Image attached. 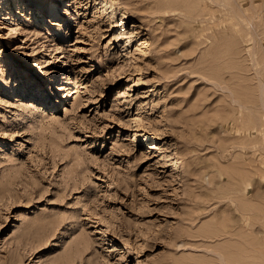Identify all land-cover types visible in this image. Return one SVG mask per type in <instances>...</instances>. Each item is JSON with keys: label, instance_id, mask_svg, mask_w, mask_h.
Returning a JSON list of instances; mask_svg holds the SVG:
<instances>
[{"label": "rangeland", "instance_id": "1", "mask_svg": "<svg viewBox=\"0 0 264 264\" xmlns=\"http://www.w3.org/2000/svg\"><path fill=\"white\" fill-rule=\"evenodd\" d=\"M2 1L0 264H264V0Z\"/></svg>", "mask_w": 264, "mask_h": 264}, {"label": "bare ground", "instance_id": "2", "mask_svg": "<svg viewBox=\"0 0 264 264\" xmlns=\"http://www.w3.org/2000/svg\"><path fill=\"white\" fill-rule=\"evenodd\" d=\"M53 2L52 1H48V4L46 5V10L49 12V13H55L54 11H55V8H53V7H51L53 4H52ZM3 6H4V3H3V1L1 0L0 1V14H2V10H3ZM45 6V5H44ZM59 8V7H58ZM19 15H23L22 14V11H20V12H18V13H15V14H12V16L11 17H13L15 20H17V19H19L20 17H19ZM145 42H147V41H145ZM127 54H129V52L127 51V48H125L124 46H123V51L121 52V55L123 56V55H127ZM59 78L61 79V77L59 76ZM58 78V79H59ZM61 81V80H60ZM141 82H144V78L142 77V75L141 74H136L135 76H134V81H133V83L134 84H140ZM56 88L57 89H60V90H62V83L60 82V83H58L57 84V86H56ZM31 105V104H30ZM143 128H141V130H142ZM147 138H152V134H150V133H147V132H145V134H144Z\"/></svg>", "mask_w": 264, "mask_h": 264}]
</instances>
